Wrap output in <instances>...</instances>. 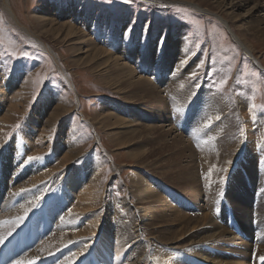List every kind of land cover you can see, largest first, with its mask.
<instances>
[{"label":"rangeland","instance_id":"374dc122","mask_svg":"<svg viewBox=\"0 0 264 264\" xmlns=\"http://www.w3.org/2000/svg\"><path fill=\"white\" fill-rule=\"evenodd\" d=\"M6 2L9 9L0 0V207L17 216L26 207L13 232L29 235L9 264L60 231L71 241L59 249L69 254L43 251L36 263L59 264L79 253L72 264H102L94 252L99 233L83 220L91 210L111 245L124 237L120 222L126 236L138 229L140 251L151 250L149 264L253 263V198L264 159V0ZM145 83L159 93L137 92ZM154 95L160 101L151 104ZM211 135L217 170L209 179L196 177L190 197L180 173L201 156L198 148L213 147ZM173 139L188 145L192 158L179 157ZM30 156L44 159L21 167ZM67 176L92 186L91 209H78L76 184L71 178L64 184ZM247 180L248 230L231 217L235 200L242 205L240 181ZM137 185L155 194L157 217L129 206L143 207ZM46 223L47 232L31 243ZM217 225L230 232L214 238ZM72 241L78 248H68Z\"/></svg>","mask_w":264,"mask_h":264},{"label":"bare ground","instance_id":"6f19581e","mask_svg":"<svg viewBox=\"0 0 264 264\" xmlns=\"http://www.w3.org/2000/svg\"><path fill=\"white\" fill-rule=\"evenodd\" d=\"M1 2H2L3 8L9 9V7L7 6L6 0H1ZM243 51H245V53H247V54L249 53L250 56L252 54V52H250V49L249 48H246L245 46L243 47ZM131 72L132 71H129L126 74H130ZM145 79H147V78H145ZM138 83H140V82H137V84ZM140 85H142V84H140ZM147 85L148 84L145 83L144 86L141 87V89H138L137 92L147 93V96H149V93H151V94L159 93V89L158 88H156L155 86H147ZM155 95L153 96L155 98V100H152V103L151 104H154L155 101H160V100L157 99V97ZM150 98H152V97H150ZM150 98H148V99L150 100ZM157 136H159V134H157ZM157 136H156V139H157ZM226 136H230V135H226ZM230 137H233V136H230ZM209 142L213 146L210 149L211 151L210 150H206V149L205 150L204 149L202 150V147L198 148L197 153H198V155H201V156L198 157V158H195L197 161L194 164L193 163H190V161H192V160H190V159L187 160L186 159L188 161V162H186V164L189 163V166L188 165L187 166H184L185 169L184 170L182 169L184 172L183 173H180V175H181L180 176V180H181L182 184H184L185 189H188L189 190V196L190 197L195 192V189H194L195 187L194 186H196L195 185L196 177H198V180H199V177L200 176H201V178L206 177L207 179H209L212 176L213 171L214 170H217V165L218 164L216 162H218V160H219V157L218 156H220V154H218L219 152H217V149H216L217 148L218 141H217V139H214L213 135H211V139L209 140ZM216 142H217V144H216ZM181 143L182 142H180L177 139H173V141H172V146H174V147H177L178 144H179V147H178V154H179L178 156L179 157H183V156H186L187 155L186 154V150H187L188 145H181ZM228 143H229V141H228ZM198 144L201 145L200 143H198ZM226 145H227V142H226ZM226 145H223V150L227 148ZM221 147H222V145H221ZM190 149L192 151V148L191 147H190ZM194 151L196 152V149ZM224 151H226V150H224ZM187 156L189 158H192L191 155H187ZM221 164H223V163H221ZM200 165H201V169L202 170H201V175L198 176V170H199L198 167ZM260 166L262 167V170L257 173L258 186H257V189L255 188V190L257 191V196H255L253 198V200L255 201L254 213L256 214V218H257V220H256V231H255V236L257 238H253V235L251 236V239H254V241H255L254 244L252 242H251V244H253V246H254L253 254H255L256 260H252L253 263H249V264H259V262L261 261L260 260V257H264L263 256V254H264V199H263V192H264V159H261ZM190 174H192V175H190ZM68 178H71L72 179V184H74V185L76 184L74 186V188H73V191H75V193L77 194L76 199L77 200L79 199L77 201V204H78L77 207H78V209H80V208H83V209H87V208L88 209H91L94 206L93 199H95L94 197L96 196V192L94 191V189L92 188V186L87 185L86 181L84 182L83 179H82V177H80V176L78 178H73V177L67 176L66 179H65L66 182H64V184H68L69 183ZM201 178H200V180H201ZM251 178H254V176H251ZM95 179L96 178H94V180ZM139 179H141V178H139ZM240 182H241V187H242V193L240 194V198H241L242 205L238 201L235 200V202L237 204L236 205L237 206V210L236 211H233L232 210L231 217L232 218H235V214H236L237 218L240 221V224H241L242 228H245L246 230H248V222H249V220H248L249 206L248 205H249V202L248 203H246V202L249 199V195L247 194L246 189H248L247 188V185H248L249 181L247 180L246 182H244V181H240ZM204 185H205V190H207L209 192V194H210L211 191L209 189H211V188L209 186H207L206 183ZM208 185H209V183H208ZM250 185L251 186L254 185V180L253 179H250ZM139 186L140 185H137L136 186L137 190L135 192L136 193L135 196H136V200L137 201L138 200L141 201L140 203H142L143 207L137 205L138 203H134V205L136 207H134L133 204H129V206L133 207L132 210H134V212H137V211H139L141 209V211H145L146 213H148V212L149 213H153L154 215H152V216L153 217H157V213L160 212V211H162V209L161 208L153 209L152 205L150 204L151 203V198L155 197V194L153 192H150L149 189L147 190L145 187L138 188ZM66 187L69 189L68 190L69 195L70 194L72 195V193H71L72 190H71L70 185H68ZM244 187L246 189H244ZM212 193H214V190L211 192V194H210V196H209V198L207 200H212L213 199L214 194L212 195ZM206 197H208V196H206ZM224 203H226V202H224ZM217 207H219V206H217ZM25 208H23L21 210V213L22 214H20V215L17 216V214H15L16 212L15 213H11L13 208L8 207V209L6 211L2 212L3 211L2 210V207H0V213L2 212V214H0V218H1V220H0V235H6L9 232L12 233L15 229H17V227L19 226V223L15 219H16V217L23 216V212H26V210H27ZM29 210H31V209H29ZM82 212H83V210H82ZM131 213H132V211H131ZM11 214H13V215H11ZM172 214H175V212H173ZM137 216L138 215H135L136 218H137ZM39 217L42 218L41 215H39ZM183 217H184V215H180L179 216V218H183ZM25 218H26V216H25ZM174 218H176V216L173 217V219ZM95 219H96V221H98L95 212L92 211V210L89 213H87V216H85L83 218V220L85 221V225H86L85 227H86V229H90L91 231H95V232H98L99 233V235H98L99 239L97 241L96 246L94 247V252L98 256V258L100 260H102V264H131V263H133V264H149L147 262V258L149 257L148 255H149V253H150L151 250L150 251L147 250V251H144V252H141L140 251V247H139V243L140 242H138L139 241L138 239H135L139 235V233L137 234L138 229L134 230V234H132V236H130V235H127L126 236L125 235V232L128 231V230H126V227H124L121 224V222L119 221L120 223L118 222L119 224H118V229L117 230H121L122 233L124 234V237L120 238L119 242H114L111 245L112 242L110 243V240L108 238L109 237V232L106 229H102V230L99 229L100 223L99 222H95ZM141 219L142 218H141V215H140V219H139L140 221H139V223H141V221H142ZM121 220H123V219H121ZM130 220H131V223L134 224V222L132 221V219H130ZM136 220H138V219H136ZM29 221H35V219H31ZM17 223H18V225H17ZM57 223L58 222H55L54 224L57 225ZM30 224L31 225L29 227L32 230H34L33 227H32V225L35 224V222H32ZM127 224H128V222H127ZM13 225H16V227L12 229ZM107 225H108V223H107ZM49 226L50 225H48V223H46V225H44V228L41 226L42 227V230L39 231L40 233L35 232L32 235L31 243H32V241L35 238H37V240H38V238H40V235L41 234L46 233L47 230L49 229ZM134 226L137 227V226H139V224L137 223ZM140 226H141V224H140ZM29 227L27 229H29ZM217 227H218L219 230H218V233H215L214 238L215 237H220V236H223V235H227L228 232H230L228 226L217 225ZM127 228H128V226H127ZM156 228H158V227H156ZM55 229H56V227H54V229H52L51 234H53V232H54ZM144 230H146V229L144 228L142 230V233H143ZM14 232H16V230ZM14 232L9 237L10 240L12 239V237H15L12 242H6L5 241L4 244L0 245V259L2 260L1 261V264H9V262L7 260V257L8 256H11V255L13 256V253L14 252L18 253L19 246H21L20 249H23L25 247V246L23 247V245H22V237L24 235H26L25 240H24V245H27V242L29 241V235L27 234V231H22L21 230V232H19L17 234L14 233ZM77 232L79 233V231H77ZM81 232L82 231L80 230V233ZM83 232H84L83 234H85V231L84 230H83ZM158 232L159 231L156 230V233H158ZM163 232H165V231H163ZM52 237H53V241H48V240L41 241L40 244L37 246V249L35 248L36 250H34L32 252L30 251L31 253L29 255H27L26 257H24V256L23 257H19L18 259H16L15 262L19 261V262H21V264H43V263H36L34 261L35 260L34 258H37V256H39L40 253H42L43 251L46 252L45 254H48L49 255L50 252L53 253V251H55L56 249L58 251H55V252L64 251V252H66V253L69 254V252L67 250H65V249L60 250L59 249V248H61V246H63V244H66L69 241H71L69 238H67L66 233L64 231L56 232L54 235H52ZM72 243H73V241H72ZM197 243H199V245H202L201 241L200 242H195L193 244H197ZM74 246H75V249L78 248V246H79L78 245V242L75 243V241H74V243L72 245L68 246V248L74 249ZM125 248H128V252L126 253L125 257H123L122 256V252L124 251ZM108 251H112V253H109ZM5 253H7V255ZM182 253L183 254H181V256L183 255V257H184V256H186L184 254L187 253V252L186 251H183ZM66 258H68V257L65 255V257L62 258L63 260L60 261L59 264H67ZM154 259L156 261V258L155 257H154ZM37 260H41V259H37ZM82 263H84V261ZM12 264H14V262ZM261 264H264V261H261Z\"/></svg>","mask_w":264,"mask_h":264},{"label":"snow or ice","instance_id":"6c2138e0","mask_svg":"<svg viewBox=\"0 0 264 264\" xmlns=\"http://www.w3.org/2000/svg\"><path fill=\"white\" fill-rule=\"evenodd\" d=\"M125 35H127V32ZM254 107H255V105H250V110H251V108H254ZM17 127H19V125ZM43 159H44L43 156H30L27 158V160H25L24 165H22L21 167H24L25 165H27L31 162L40 161ZM22 191H25V190H22ZM17 195H19V193H17ZM23 220H24L23 216H20L17 218L18 222H22ZM11 235H12L11 232L7 233L6 235H0V245L4 244L6 239L8 237H10ZM79 255H80L79 253H71L70 257L66 258L67 264H72V261L75 260ZM260 260L264 261V257H260ZM14 264H21V262L17 261V262H14Z\"/></svg>","mask_w":264,"mask_h":264}]
</instances>
